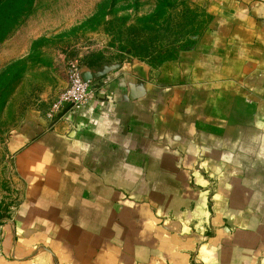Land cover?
<instances>
[{"label":"crops","instance_id":"1","mask_svg":"<svg viewBox=\"0 0 264 264\" xmlns=\"http://www.w3.org/2000/svg\"><path fill=\"white\" fill-rule=\"evenodd\" d=\"M210 11L176 60L84 63L86 108L24 118L0 264H264V0Z\"/></svg>","mask_w":264,"mask_h":264},{"label":"rangeland","instance_id":"2","mask_svg":"<svg viewBox=\"0 0 264 264\" xmlns=\"http://www.w3.org/2000/svg\"><path fill=\"white\" fill-rule=\"evenodd\" d=\"M211 2L34 0L0 44V227L15 221L25 196L13 132L30 112L48 117L67 87V64L135 59L157 67L176 60L210 26Z\"/></svg>","mask_w":264,"mask_h":264},{"label":"built area","instance_id":"3","mask_svg":"<svg viewBox=\"0 0 264 264\" xmlns=\"http://www.w3.org/2000/svg\"><path fill=\"white\" fill-rule=\"evenodd\" d=\"M67 87L53 102L48 118L51 126L56 127L60 122H68L72 111H81L86 108L93 97L91 80L84 79L81 66L74 61L67 64Z\"/></svg>","mask_w":264,"mask_h":264},{"label":"trees","instance_id":"4","mask_svg":"<svg viewBox=\"0 0 264 264\" xmlns=\"http://www.w3.org/2000/svg\"><path fill=\"white\" fill-rule=\"evenodd\" d=\"M33 2L34 0H0V44L16 30L22 19L30 12ZM193 31L185 32V38H189Z\"/></svg>","mask_w":264,"mask_h":264}]
</instances>
